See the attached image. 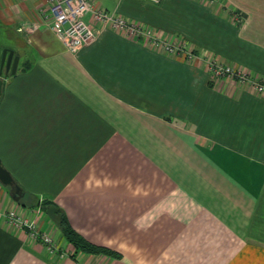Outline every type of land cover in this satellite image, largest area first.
I'll list each match as a JSON object with an SVG mask.
<instances>
[{
	"label": "crops",
	"instance_id": "1",
	"mask_svg": "<svg viewBox=\"0 0 264 264\" xmlns=\"http://www.w3.org/2000/svg\"><path fill=\"white\" fill-rule=\"evenodd\" d=\"M89 1L196 57L90 14L95 41L69 50L43 24L47 0H0L2 49L19 56L2 75L0 160L14 186L0 183V210H41L67 253L0 219V264H264V94L212 78L202 59L264 83V0ZM52 208L116 256L72 257Z\"/></svg>",
	"mask_w": 264,
	"mask_h": 264
},
{
	"label": "built area",
	"instance_id": "2",
	"mask_svg": "<svg viewBox=\"0 0 264 264\" xmlns=\"http://www.w3.org/2000/svg\"><path fill=\"white\" fill-rule=\"evenodd\" d=\"M145 1L152 5H160L163 2V0ZM47 3V10L43 12V24L50 28L69 50H79L95 41L98 34L97 30L85 21V16L90 14L96 25L107 26L133 37H141L147 44L171 56H184L189 60H194L196 57L186 43L176 39L162 38L155 31L109 14L89 0H47ZM202 59H205V64L212 78L231 79L242 85L252 87L259 94H264L263 82L252 79L248 74L219 63L215 59L208 57H202ZM0 219L25 231L32 242L45 246L52 256L64 258L67 255L53 235L54 228L43 229L41 227V220L44 219L41 210L35 213V218L22 216L17 209L6 212L0 210Z\"/></svg>",
	"mask_w": 264,
	"mask_h": 264
},
{
	"label": "trees",
	"instance_id": "3",
	"mask_svg": "<svg viewBox=\"0 0 264 264\" xmlns=\"http://www.w3.org/2000/svg\"><path fill=\"white\" fill-rule=\"evenodd\" d=\"M15 194V193H14ZM53 216L56 215L57 221H54L58 227L59 230L62 234V237L68 241L73 247L75 248V253L72 255V257H76V255L81 252V253H86V254H92V255H110V256H116L115 253L112 251L94 246L88 242H86L82 237L77 235L68 225L65 217L60 215V212L56 209H53ZM45 213L46 211L48 212V209L46 210V207L44 209ZM44 214V213H43ZM47 214V213H46Z\"/></svg>",
	"mask_w": 264,
	"mask_h": 264
},
{
	"label": "water",
	"instance_id": "4",
	"mask_svg": "<svg viewBox=\"0 0 264 264\" xmlns=\"http://www.w3.org/2000/svg\"><path fill=\"white\" fill-rule=\"evenodd\" d=\"M19 64V56L15 55L13 50L4 49L1 58L0 64V100L3 94L4 88V80L2 79L3 73L8 75L10 71H12V76L16 75L17 68ZM0 183L4 186H14L13 178L11 177L10 173L3 167L1 160H0ZM17 193L19 192V188L16 187Z\"/></svg>",
	"mask_w": 264,
	"mask_h": 264
},
{
	"label": "rangeland",
	"instance_id": "5",
	"mask_svg": "<svg viewBox=\"0 0 264 264\" xmlns=\"http://www.w3.org/2000/svg\"><path fill=\"white\" fill-rule=\"evenodd\" d=\"M5 31H6L5 26L2 24V21L0 19V64H1L2 53L4 50V49H2V46H3L2 35ZM11 73H12V71H10V75H12ZM4 76H5V74H4Z\"/></svg>",
	"mask_w": 264,
	"mask_h": 264
}]
</instances>
